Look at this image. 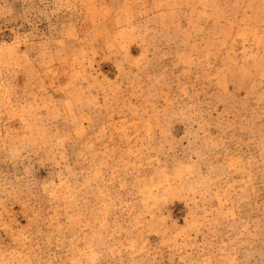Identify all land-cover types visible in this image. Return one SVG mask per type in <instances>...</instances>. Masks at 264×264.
I'll use <instances>...</instances> for the list:
<instances>
[{
    "label": "rangeland",
    "instance_id": "rangeland-1",
    "mask_svg": "<svg viewBox=\"0 0 264 264\" xmlns=\"http://www.w3.org/2000/svg\"><path fill=\"white\" fill-rule=\"evenodd\" d=\"M0 264H264V0H0Z\"/></svg>",
    "mask_w": 264,
    "mask_h": 264
}]
</instances>
